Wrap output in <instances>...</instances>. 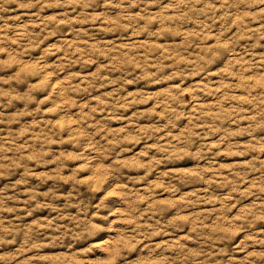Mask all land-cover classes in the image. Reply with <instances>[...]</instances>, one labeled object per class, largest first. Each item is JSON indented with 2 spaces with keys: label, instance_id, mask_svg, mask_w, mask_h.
I'll use <instances>...</instances> for the list:
<instances>
[{
  "label": "clouds",
  "instance_id": "1",
  "mask_svg": "<svg viewBox=\"0 0 264 264\" xmlns=\"http://www.w3.org/2000/svg\"><path fill=\"white\" fill-rule=\"evenodd\" d=\"M0 264H264V0H0Z\"/></svg>",
  "mask_w": 264,
  "mask_h": 264
}]
</instances>
